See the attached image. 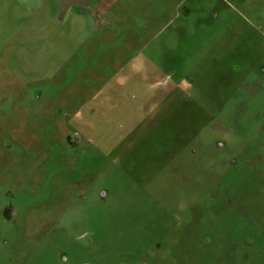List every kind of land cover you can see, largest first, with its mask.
Listing matches in <instances>:
<instances>
[{"label": "rangeland", "instance_id": "374dc122", "mask_svg": "<svg viewBox=\"0 0 264 264\" xmlns=\"http://www.w3.org/2000/svg\"><path fill=\"white\" fill-rule=\"evenodd\" d=\"M0 264H264V0H0Z\"/></svg>", "mask_w": 264, "mask_h": 264}]
</instances>
